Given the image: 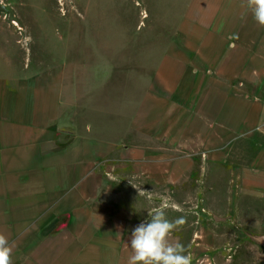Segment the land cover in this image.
I'll use <instances>...</instances> for the list:
<instances>
[{"label":"rangeland","instance_id":"obj_1","mask_svg":"<svg viewBox=\"0 0 264 264\" xmlns=\"http://www.w3.org/2000/svg\"><path fill=\"white\" fill-rule=\"evenodd\" d=\"M200 1L0 0V80L38 75L58 86L63 131L107 140L99 196L124 210L129 228L163 206L170 220L183 218L173 239L192 264H264V189L248 181L263 138L237 141L224 164L193 158L188 173L173 167L167 181L149 154L162 135L151 126L149 150L148 106L157 116L171 92L172 106L181 105L180 79L214 75L230 51L245 47L198 43Z\"/></svg>","mask_w":264,"mask_h":264},{"label":"crops","instance_id":"obj_2","mask_svg":"<svg viewBox=\"0 0 264 264\" xmlns=\"http://www.w3.org/2000/svg\"><path fill=\"white\" fill-rule=\"evenodd\" d=\"M200 2L198 43L245 47L230 51L214 75L180 79L181 105L172 106L171 92L158 117L148 106L149 150L151 126L162 135L149 154L161 160L153 165L164 181L174 168L188 173L193 158L224 164L237 141L264 140V28L242 0ZM60 93L38 75L0 80V234L12 244V264H127L131 223L99 196L108 142L63 131ZM249 171L256 177L248 181L264 189V142Z\"/></svg>","mask_w":264,"mask_h":264},{"label":"clouds","instance_id":"obj_3","mask_svg":"<svg viewBox=\"0 0 264 264\" xmlns=\"http://www.w3.org/2000/svg\"><path fill=\"white\" fill-rule=\"evenodd\" d=\"M241 7L264 28V0H242ZM148 216L131 232L127 264H192L186 246L173 239V233L184 223L183 218L170 220L163 206L148 211ZM12 253V244L0 234V264H12Z\"/></svg>","mask_w":264,"mask_h":264},{"label":"water","instance_id":"obj_4","mask_svg":"<svg viewBox=\"0 0 264 264\" xmlns=\"http://www.w3.org/2000/svg\"><path fill=\"white\" fill-rule=\"evenodd\" d=\"M260 242L264 245V237L260 239Z\"/></svg>","mask_w":264,"mask_h":264}]
</instances>
